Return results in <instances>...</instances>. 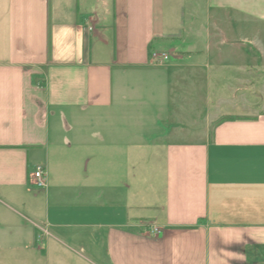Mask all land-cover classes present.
<instances>
[{
  "label": "crops",
  "instance_id": "1",
  "mask_svg": "<svg viewBox=\"0 0 264 264\" xmlns=\"http://www.w3.org/2000/svg\"><path fill=\"white\" fill-rule=\"evenodd\" d=\"M182 1L0 0V264H264V0Z\"/></svg>",
  "mask_w": 264,
  "mask_h": 264
},
{
  "label": "rangeland",
  "instance_id": "2",
  "mask_svg": "<svg viewBox=\"0 0 264 264\" xmlns=\"http://www.w3.org/2000/svg\"><path fill=\"white\" fill-rule=\"evenodd\" d=\"M183 5L188 6V10L186 14V25L188 26V21L190 19V11H189V1L183 0ZM182 5V4H181ZM197 5H201L198 3ZM201 13H203L202 7L200 8ZM181 12V9H180ZM202 16V14H201ZM182 19H185V17H181ZM241 48L244 47V49L249 51H253L255 49V54L257 55V92L252 91L253 101L257 102V109L264 108V2L257 4V44L254 48V43H247V42H239ZM253 53V52H251ZM215 59V58H214ZM224 58L221 60L216 59L215 62H223ZM232 60L229 59L228 62H231ZM234 61L237 62H248L245 58L241 57V59H234ZM252 61V60H250ZM226 62V61H224ZM261 104V105H259ZM259 105V106H258ZM144 167V163H135V170L134 174H139V169H142ZM37 188V187H36Z\"/></svg>",
  "mask_w": 264,
  "mask_h": 264
},
{
  "label": "built area",
  "instance_id": "3",
  "mask_svg": "<svg viewBox=\"0 0 264 264\" xmlns=\"http://www.w3.org/2000/svg\"><path fill=\"white\" fill-rule=\"evenodd\" d=\"M152 58L156 60L157 64L161 65V64H164V61L168 59V55L166 53H159L157 51H154L152 53ZM32 177H33L34 183L38 187H45L47 185L46 170L44 166H41V165L37 166L36 169L32 173ZM38 228H39V232L37 233L38 239H41L44 234L49 232L47 228H43L39 226ZM152 232L155 234H159L160 228L155 227L153 228Z\"/></svg>",
  "mask_w": 264,
  "mask_h": 264
},
{
  "label": "trees",
  "instance_id": "4",
  "mask_svg": "<svg viewBox=\"0 0 264 264\" xmlns=\"http://www.w3.org/2000/svg\"><path fill=\"white\" fill-rule=\"evenodd\" d=\"M224 119H226V118L224 117V118H222L221 120H224Z\"/></svg>",
  "mask_w": 264,
  "mask_h": 264
}]
</instances>
